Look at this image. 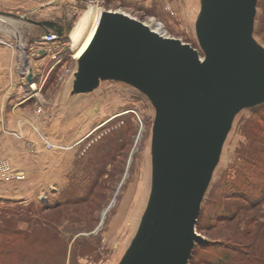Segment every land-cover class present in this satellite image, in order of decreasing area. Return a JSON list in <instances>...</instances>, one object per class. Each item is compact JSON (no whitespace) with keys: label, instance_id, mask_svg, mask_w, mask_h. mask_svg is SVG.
<instances>
[{"label":"rangeland","instance_id":"374dc122","mask_svg":"<svg viewBox=\"0 0 264 264\" xmlns=\"http://www.w3.org/2000/svg\"><path fill=\"white\" fill-rule=\"evenodd\" d=\"M202 5L203 0H161L139 11L112 0L88 1L69 12L68 30L72 33L95 8L143 23L154 20L170 38L199 49ZM16 34L30 35L25 26ZM253 39L264 49V0L257 2ZM67 40L65 53L68 46L73 51ZM73 56L52 73L38 103L49 121L17 126L16 133L6 130L7 139L0 140V160L24 176L0 184V264H120L139 232L153 185L156 109L141 90L118 80H102L94 92L75 94L63 84L77 69ZM148 163L149 192L131 232ZM234 182L250 194V183L264 182V103L241 110L232 121L200 206L196 231L206 241L195 244L189 264H236L230 242L247 246H241L244 252L264 250V203L229 214V220L220 218L227 206L234 211L243 204L225 199Z\"/></svg>","mask_w":264,"mask_h":264},{"label":"water","instance_id":"95a60500","mask_svg":"<svg viewBox=\"0 0 264 264\" xmlns=\"http://www.w3.org/2000/svg\"><path fill=\"white\" fill-rule=\"evenodd\" d=\"M257 2L203 0L199 49L121 12L100 13L93 41L77 61L74 93L118 80L141 90L156 109L151 194L120 264H189L195 244L206 241L196 231L200 206L232 121L264 103V49L253 39ZM31 23L64 35L57 22Z\"/></svg>","mask_w":264,"mask_h":264},{"label":"crops","instance_id":"0c3cea01","mask_svg":"<svg viewBox=\"0 0 264 264\" xmlns=\"http://www.w3.org/2000/svg\"><path fill=\"white\" fill-rule=\"evenodd\" d=\"M58 1L0 0V11L7 13L0 16L2 26L4 24L7 30L6 35L8 37L6 38L15 43L19 42V45L20 43L23 45V47H17L15 50L0 46V140L7 139L6 130L16 133L17 126L22 129V125L39 123L40 119L49 121V117L41 115L42 109L38 103L42 98L43 92L46 90V85L49 84L52 73L56 71L57 67L65 64L66 60L69 59L68 57L73 56V52L75 54V51H72L70 46H68L69 51L65 53L63 49L65 46L64 40L68 39L70 41L72 33L77 28L89 31L90 33L96 13H99L95 8L91 9L87 13L88 17L82 18L71 33L68 30L72 26L69 12L76 10L80 4L86 5L88 1L95 2L97 0H60L55 5ZM112 1L124 3V5L131 7L130 9L144 11L153 5L159 4L161 0ZM63 6L64 8L62 9ZM16 11H20L19 16H27V18L23 20L9 16V14H13ZM31 21L57 22L64 27V35L59 36V41L55 43H46L42 37L47 33L53 32L37 27ZM19 26H25L29 30L30 35L23 36L16 34ZM72 46H74L73 41ZM65 49L67 50V47ZM75 62L77 63L76 60ZM59 71H62V69ZM23 72H26L25 78L22 76ZM76 72L77 69H74L72 78L70 77L68 81L64 77L63 84L72 86L73 88ZM28 73L33 76L31 83L27 81Z\"/></svg>","mask_w":264,"mask_h":264},{"label":"trees","instance_id":"16d2710c","mask_svg":"<svg viewBox=\"0 0 264 264\" xmlns=\"http://www.w3.org/2000/svg\"><path fill=\"white\" fill-rule=\"evenodd\" d=\"M67 42L69 43V40H67ZM241 172L244 173V170L240 169V173ZM240 179H241V175L239 176V181ZM235 184H237V182H234L232 189L226 192L225 199L227 200V202H229V200L233 201V199H240L243 202V204L235 205L236 208L234 209V211H232L233 210L232 206L231 207L227 206L224 213L223 214L221 213L220 218L222 221L229 220L228 219L229 217L227 215L234 214V213L236 214L240 209L247 208V210L253 211V210H257L261 208L262 204L264 203V182L259 183V184L250 183V187L252 188L253 194L243 191L239 185H235ZM197 230L200 232L202 230V227H199V224H198ZM236 242L232 244L230 242L229 244L231 246L230 248H228V250L234 251L237 253V258L235 261V263L237 262L236 264H264V250L263 249L257 252L255 251L254 253H251L249 251L244 252L241 246L245 248H247V246L242 245V244L239 245ZM224 261L218 264H226Z\"/></svg>","mask_w":264,"mask_h":264},{"label":"bare ground","instance_id":"6f19581e","mask_svg":"<svg viewBox=\"0 0 264 264\" xmlns=\"http://www.w3.org/2000/svg\"><path fill=\"white\" fill-rule=\"evenodd\" d=\"M100 13H96V16H95V20H94V23L90 29V33L89 31H85V30H82L80 28H77L74 30V32L72 33L71 35V39L74 43V46H73V50L75 51V54H74V58L77 60L79 59V57L83 54V52L87 49V47L92 43L93 41V37H94V34H95V30L97 28V24H98V21H99V18H100ZM126 15V14H125ZM149 21V20H148ZM146 24L151 30H153L155 33L163 36V37H169V35L166 33V31L164 30V28L162 27L161 24H158L157 22H154V20H150L149 22H146L144 23ZM23 47V45H19V48L20 47ZM83 46V48H82ZM29 74V73H28ZM152 151V150H151ZM221 156V155H220ZM152 161V160H151ZM220 161V160H219ZM152 163V162H151ZM219 163V162H218ZM149 163H148V174H147V184H146V190H145V193L143 195V200L141 201L140 203V206H139V211L134 219V222H133V225H132V228H131V232L134 231V228H135V224L139 218V213L141 212V209H142V205H143V202L144 200L146 199L147 197V192H149ZM151 189V188H150ZM150 194H151V191H150ZM150 196V195H149ZM140 198H138V202L140 201L139 200ZM148 205V204H147ZM147 208V207H146ZM146 210V209H145ZM145 213V212H144ZM141 224V223H140Z\"/></svg>","mask_w":264,"mask_h":264},{"label":"built area","instance_id":"2783aa9c","mask_svg":"<svg viewBox=\"0 0 264 264\" xmlns=\"http://www.w3.org/2000/svg\"><path fill=\"white\" fill-rule=\"evenodd\" d=\"M2 33L6 34V32L2 28V23L0 22V46L4 48H8L11 50H15L17 47H19V42H11L8 41L6 36H4ZM43 41L46 43H55L59 41L60 37L54 33H47L42 37ZM26 72L22 73V76L26 77ZM24 179V176L22 173H16L13 169L12 164L9 161L6 160H0V184L3 183H11L15 180L22 181Z\"/></svg>","mask_w":264,"mask_h":264}]
</instances>
